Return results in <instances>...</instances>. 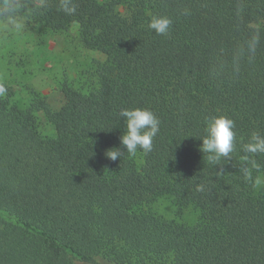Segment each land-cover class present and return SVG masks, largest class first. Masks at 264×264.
I'll list each match as a JSON object with an SVG mask.
<instances>
[{"label":"trees","instance_id":"obj_1","mask_svg":"<svg viewBox=\"0 0 264 264\" xmlns=\"http://www.w3.org/2000/svg\"><path fill=\"white\" fill-rule=\"evenodd\" d=\"M13 2L50 32L77 25L104 57L80 85L63 83L58 110L38 94L21 108L0 81V264H264V153L245 151L264 135V0H69L72 14L63 0ZM158 15L173 21L166 36L149 28ZM125 108L159 118L151 151L121 144ZM220 115L236 138L213 164L200 138ZM167 196L199 220L155 210Z\"/></svg>","mask_w":264,"mask_h":264},{"label":"rangeland","instance_id":"obj_2","mask_svg":"<svg viewBox=\"0 0 264 264\" xmlns=\"http://www.w3.org/2000/svg\"><path fill=\"white\" fill-rule=\"evenodd\" d=\"M16 27L0 20V81L12 85L14 102L26 108L37 94L52 109L58 110L64 103L63 83L80 85L90 76L95 60L103 55L86 48L79 37L78 26L67 32H50L29 17H15ZM40 129L48 136L56 135V129L43 111L37 113ZM257 190L264 194V174L257 181ZM154 209L167 218L193 225L199 220V211L188 206L180 208L173 197H161Z\"/></svg>","mask_w":264,"mask_h":264},{"label":"clouds","instance_id":"obj_3","mask_svg":"<svg viewBox=\"0 0 264 264\" xmlns=\"http://www.w3.org/2000/svg\"><path fill=\"white\" fill-rule=\"evenodd\" d=\"M63 10L72 14L74 6H69V0H63ZM187 14V13H185ZM0 15L7 17V22L16 27L19 24L15 20V5L13 0H4V6L0 9ZM173 21L166 15H158L151 18L149 28L157 35L166 36L169 34ZM258 43V37H253L247 42V51L254 53ZM6 89L0 85V94ZM120 116L126 122V131L121 136V144L126 152L135 155L138 148L145 153L153 148V140L159 132L160 120L156 114L147 108L122 109ZM235 121L225 115L210 118L206 124V135L202 138L201 151L208 154V161L218 164L222 159H231L230 154L234 151L236 133ZM245 151L251 154L264 153V135L253 132L249 142L245 145ZM106 155L113 161L122 155L119 149L109 150Z\"/></svg>","mask_w":264,"mask_h":264}]
</instances>
